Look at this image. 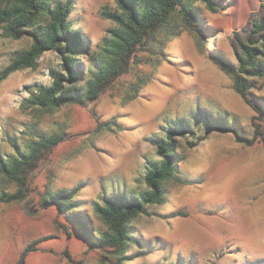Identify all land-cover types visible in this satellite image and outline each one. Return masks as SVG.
Wrapping results in <instances>:
<instances>
[{"label": "rangeland", "instance_id": "374dc122", "mask_svg": "<svg viewBox=\"0 0 264 264\" xmlns=\"http://www.w3.org/2000/svg\"><path fill=\"white\" fill-rule=\"evenodd\" d=\"M218 1L222 8L217 13L199 6L203 22L196 31L174 16L151 35L131 70L87 105L54 109L25 102L36 84L52 83L49 69L60 68L55 51L45 52L37 68L15 71L0 82L2 154L14 152L11 140L27 149L36 133L63 136L29 179L27 197L0 202V264H20L30 244L35 247L25 264H112L115 257L90 249L74 233L73 218L54 206L41 207L43 193L81 183L79 199L86 203L109 194L132 195L145 187L140 177L147 161L157 158V138L175 121L194 129L197 137L205 135L208 112L230 120L229 130L214 131L188 149V140L196 138L177 137L183 146L178 154H185L178 174L186 183H170L166 202L150 206V215L133 221L138 242L126 262L264 264V115L244 102L210 56L220 53L235 61L234 32L247 37L242 27L251 16L264 14V0ZM116 8L114 0H76L70 19L91 52L99 51L118 26L102 10ZM31 43L29 36L13 39L0 31V71ZM90 56L78 57L86 77ZM255 93L264 106V88ZM110 121L118 124L108 128L104 123ZM257 127L262 135L253 145L237 141L238 135L254 137ZM0 189L12 192L17 185L0 174ZM93 223L99 222L94 218Z\"/></svg>", "mask_w": 264, "mask_h": 264}, {"label": "trees", "instance_id": "16d2710c", "mask_svg": "<svg viewBox=\"0 0 264 264\" xmlns=\"http://www.w3.org/2000/svg\"><path fill=\"white\" fill-rule=\"evenodd\" d=\"M114 1L117 4L116 10L104 9L102 15L118 26L104 37L99 51L91 52L89 41L85 42L70 19L76 0H0V31L13 39L26 36L32 39L31 45L17 51L0 71V82L15 71L37 68L39 59L45 52L55 51L59 55L60 68L49 69L52 83L36 84L25 102L32 106L54 109L71 103L87 105L96 101L131 70L136 55L146 48L151 35L172 21L174 16L181 18L188 29L196 31L197 26L203 22L200 5L213 13L222 8L218 0ZM260 5L264 6V2ZM242 30L247 37L244 39L235 31L231 41L235 61L220 53H211L210 56L230 76L234 90L244 102L262 116L264 106L255 91L264 88V14L251 16ZM84 52L91 55L87 77L78 61V57ZM133 91L136 93L137 88ZM215 114L218 115L217 112ZM215 114H205L207 132L200 137L186 124L178 126L180 122H173L166 135L157 138V158L147 161L146 170L140 177L145 187L132 195L109 194L103 196L101 201L86 203L79 199L82 184L77 183L68 188H48L40 199L41 207L54 206L60 213L73 218L74 233L90 249L106 251L115 257L112 264H128L126 256L130 247L138 242L133 221L142 214L150 215V206L166 202L170 183H186L178 174L185 154H178L183 146H179L177 137L196 138L188 140V146L185 147L188 149L199 145L214 131H228L230 120H219ZM104 124L112 128L118 122ZM258 129L257 127L254 137L244 139L238 135L237 141L253 145L257 141V135H262ZM235 133L238 134V131ZM35 135L37 138L30 140L27 149L11 140L14 152H0V174L17 185V189L12 192L0 189V202L25 199L30 191L29 179L34 171L63 141V136L57 133ZM94 218L99 222L97 225L93 223ZM34 247V244H30L25 248L20 264H25L27 253ZM102 261L106 262L107 259L103 257Z\"/></svg>", "mask_w": 264, "mask_h": 264}]
</instances>
